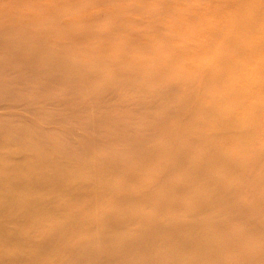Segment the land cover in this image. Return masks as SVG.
Wrapping results in <instances>:
<instances>
[{"label":"bare ground","instance_id":"bare-ground-1","mask_svg":"<svg viewBox=\"0 0 264 264\" xmlns=\"http://www.w3.org/2000/svg\"><path fill=\"white\" fill-rule=\"evenodd\" d=\"M150 1L0 0V264H264V0Z\"/></svg>","mask_w":264,"mask_h":264},{"label":"rangeland","instance_id":"rangeland-1","mask_svg":"<svg viewBox=\"0 0 264 264\" xmlns=\"http://www.w3.org/2000/svg\"><path fill=\"white\" fill-rule=\"evenodd\" d=\"M31 1H35V0H31ZM38 2H40V4H42V3H51L53 0H37ZM158 0H151L150 1V3L149 4H155L156 2H157ZM192 1H194V0H182V1H180V4H190V2H192ZM198 1V0H197ZM122 2H126V1H122ZM121 2V3H122ZM118 3H120V2H117V4ZM120 3V4H121ZM202 3L204 4V5H211V8H210V11L213 13V17H210V18H207V17H205L204 19H206V24L204 23V22H202V24L203 25H207L208 23L207 22H216V21H220V22H222V23H228V19H229V16L232 14V13H234V11H236V6H235V4L233 3V1H230V0H202ZM112 4H114V3H112ZM107 5V4H106ZM178 6H177V9H179L180 7H181V5H179V4H177ZM261 5H262V7H261ZM102 6V5H101ZM97 8H99V7H94L93 8V6L91 7V8H89L88 10H85L84 12L85 13H83V12H81L82 14H86V13H90L91 11H95V10H98ZM102 8H103V6H102ZM20 11V14L18 13V14H16V17H26L29 13H30V11L27 9V7H25V6H22V7H20V8H18ZM109 9H113L112 8V6L111 7H109ZM257 9L260 11L261 9H264V2L262 1V4H260V6L258 5L257 6ZM61 10H63L62 8H61ZM77 10V9H76ZM81 10V9H80ZM35 11L36 12H38V14L37 15H35L36 17H37V19H43V18H45V17H47V16H45V14H47V13H43V12H40V11H38V8L37 9H35ZM259 11H257V12H259ZM72 14H75L76 13V11L74 10V11H72L71 12ZM72 14H70V16L72 15ZM169 13L167 12V13H165V12H162V13H159L158 15H157V17H166L167 18V15H168ZM63 19V18H62ZM203 19V20H204ZM210 21H209V20ZM99 22H104V23H106L107 24V22L108 21H106V20H101V21H99ZM254 24H255V29H253L252 31H249V32H247V36H246V38H244L243 39V42H246V43H249V42H253V40L254 39H256L257 37H259V36H264V12L263 11H261V13L259 14V15H257L255 18H254ZM169 24V23H168ZM201 24V25H202ZM252 26H254V25H252ZM171 28L172 29H167V31H169V30H173V29H175V30H178V32L176 33V38H177V40H175V42L176 43H178V42H182V40H186V39H188V38H190L191 37V35H195L196 36V33L195 32H193L192 33V31H190V30H188L189 28L187 27V28H185L184 29V27H180V25H178V24H173L172 26H171ZM188 32H190V33H188ZM202 37V36H201ZM204 37H207V39L206 38H204V41L205 42H203V40H202V38L200 39L201 40V43H203L204 45H206V44H210L212 41H210L211 40V36L210 37H208L207 35H204ZM210 41V42H209ZM219 46V45H218ZM229 48V47H228ZM230 49V48H229ZM191 49H185V57H186V54L190 51ZM183 52H184V50H183ZM259 58H263V57H259ZM238 59H241V60H245V54L244 55H240L239 57H238ZM207 60H209V58L207 59ZM252 62V61H251ZM191 65H192V63H191ZM250 65L251 64H249V67H250ZM228 66H230V64L228 63ZM246 70H242L243 71V73L244 74H246V75H248V74H250L252 71H250V69L248 68V67H246L245 68ZM228 85L230 84V82L229 83H227ZM245 108H247L246 106H245ZM264 114V112L262 113V115ZM262 115H260V117L262 116ZM135 184H131V185H128V186H130V187H133ZM127 186V187H128ZM96 218H97V216H96ZM93 232V231H92ZM91 232V233H92ZM94 233H95V230H94ZM53 262L55 263V262H57L56 260H53ZM52 262V263H53ZM53 263V264H54Z\"/></svg>","mask_w":264,"mask_h":264}]
</instances>
